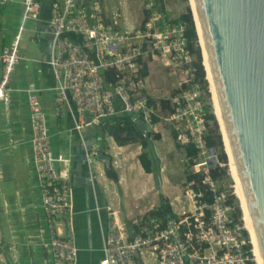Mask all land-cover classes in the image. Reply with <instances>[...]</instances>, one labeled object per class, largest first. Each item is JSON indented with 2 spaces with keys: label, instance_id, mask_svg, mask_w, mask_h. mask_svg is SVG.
<instances>
[{
  "label": "built area",
  "instance_id": "built-area-1",
  "mask_svg": "<svg viewBox=\"0 0 264 264\" xmlns=\"http://www.w3.org/2000/svg\"><path fill=\"white\" fill-rule=\"evenodd\" d=\"M45 1L50 5L47 28L53 30L48 64L57 82L55 114L63 117L65 107L72 101L79 114L90 116L88 123L76 126L84 146L83 129L116 117L117 102L122 105V113L137 115L153 128L158 115L145 93L147 82L142 76L143 60L150 56L181 76V92L173 98V112L166 120L177 132L179 145H194L198 150L187 161L191 173L202 177L204 190L197 191L198 180L187 181L183 195L186 201L172 203V212L164 221L154 217L135 219L132 238L114 217L100 264H258L251 236L246 234L241 220L234 218L233 195L222 190L211 175L214 157L206 141L207 102L196 78V60L188 48L185 25L170 23L157 0H147L146 16L139 27H126L120 12L107 14L101 0H0V6L20 2L24 21L40 22ZM23 30L12 37L0 54V102L6 105L10 101L11 81L27 60L21 52ZM107 73L112 80H106ZM27 90L33 160L53 264H77L73 232H62L58 226L61 215L72 213V160L54 156L40 90L35 83ZM98 156L99 150L93 147L88 154L91 166ZM215 159L219 163L218 154ZM105 164L111 167L109 160ZM91 181L95 182L93 176ZM12 252L17 261L20 251L13 247Z\"/></svg>",
  "mask_w": 264,
  "mask_h": 264
},
{
  "label": "crops",
  "instance_id": "crops-1",
  "mask_svg": "<svg viewBox=\"0 0 264 264\" xmlns=\"http://www.w3.org/2000/svg\"><path fill=\"white\" fill-rule=\"evenodd\" d=\"M130 0H101L107 14L120 12L126 27H139L143 24L146 12L141 7L133 15ZM44 18H50L49 1L44 3L39 36L45 32ZM49 20V19H48ZM28 21H24V9L20 2L7 7L0 6V54L3 47L15 34L22 33L21 48ZM47 34V33H46ZM32 38H28L27 41ZM45 40V39H44ZM26 42V41H25ZM26 46V45H25ZM43 53V52H42ZM27 58V55L22 52ZM28 58L17 69L10 84V101L6 105L0 102V264H53L50 251V233L46 226L42 208L41 191L37 169L34 164L31 139L33 132L30 121L28 87L35 83L40 90L39 96L47 113L48 127L51 136V147L55 157L69 155L74 160L76 141L80 140L76 126L88 123L90 116L79 114L75 105L70 102L64 109V116H56V87L53 68L41 60L37 62L35 76L27 72ZM148 76L145 93L154 97L155 110L159 122L154 124L152 133L160 137L151 139V149L155 157L147 173L143 168L140 155L144 152L139 143L120 146L117 139L105 136L98 138L82 134L86 141L96 139L104 142L105 159L99 156L93 160L90 174L95 183L91 187L89 199L84 188H72V213L61 215L58 226L62 232L74 234L79 249L78 264H100L103 258L105 238L109 226L116 217L126 229L129 237L135 236L133 221L149 218L150 212L156 210L164 197L171 205L177 201H186L183 197L185 184L190 168L183 166L187 160L186 147L177 142L174 127L162 122V113L172 108V102L162 99L170 96L180 87L181 76L174 74L161 60L146 56L143 60ZM3 65L0 61V80ZM118 103L121 118L122 105ZM167 108V109H166ZM103 136V135H102ZM99 150L100 145H94ZM123 156L124 168H112L118 180L112 178V172L105 160L116 163L119 155ZM115 159V160H114ZM73 166V162L71 163ZM159 178H158V176ZM159 179V181H158ZM72 180V179H71ZM90 216V217H88ZM90 219V220H89ZM20 251L16 261L12 248Z\"/></svg>",
  "mask_w": 264,
  "mask_h": 264
},
{
  "label": "water",
  "instance_id": "water-1",
  "mask_svg": "<svg viewBox=\"0 0 264 264\" xmlns=\"http://www.w3.org/2000/svg\"><path fill=\"white\" fill-rule=\"evenodd\" d=\"M192 1L194 22L199 39L203 38L212 88L225 130L226 153L229 159L232 156L264 264V0ZM52 32L46 22L42 61L47 65H50ZM203 66L208 80V68L204 63ZM129 116L141 133L152 131L142 118L132 113ZM97 144L99 157L105 159L104 142L92 139L86 141V146L81 140L74 144L77 156L75 163L72 160V188H84L88 199L92 184L97 185L87 176L92 168L88 154ZM209 153L214 157L210 168L219 167L215 159L217 150L211 148ZM78 255L79 249L77 264Z\"/></svg>",
  "mask_w": 264,
  "mask_h": 264
},
{
  "label": "trees",
  "instance_id": "trees-1",
  "mask_svg": "<svg viewBox=\"0 0 264 264\" xmlns=\"http://www.w3.org/2000/svg\"><path fill=\"white\" fill-rule=\"evenodd\" d=\"M157 3L160 7L161 13L167 19H169L168 14L166 12V6H165L164 1L163 0H157ZM170 23H172V24L183 23L185 25V27H186L185 36L188 40V48L196 60L195 61L196 78L201 85L205 84L206 83V71H205V68L203 66L202 51H201V47L199 44V37H198L196 25H195L191 10L188 9L187 18H182L180 20L170 21ZM142 76L144 78H146L148 76L145 65H144V68L142 71ZM105 78L107 81L112 80V76L110 73L105 74ZM150 105L155 108V103L151 99H150ZM205 110H206V114H207L206 115L207 121L209 123L210 122H216L217 119H216V116L214 114V108L210 102L207 103V105L205 106ZM157 122H159V118H158V116H155L153 123L156 124ZM99 127L103 128V131H104L103 136H102L103 139H105V136L108 134L109 136L116 138L117 144L120 146L139 143L144 150V152L140 155V158H139L141 161V164L147 173L153 172L151 169V166L153 164V158L155 157V154L153 153V149H151L150 145H151V139L153 137L155 139H157L160 137L159 135H154L152 133V131L147 132L146 134L141 133L138 130L135 121L133 120V118L131 116H129L128 113H124L121 118L116 116V117L112 118L111 120H103L100 123ZM209 127H210V124H208V131H209ZM175 136L177 138V133H175ZM206 141H207L208 147L209 148H215L217 150V153H218V149L223 147L222 141H220L219 138L216 139L211 134H207ZM186 152H187L188 157H194L198 154V150L195 148L194 145L186 146ZM226 163H227V156L224 152L221 151V156L219 157V165L220 166L211 170V175L217 183H218V180H219L221 173L227 172V170L225 168L226 166L224 167V165H226ZM109 172H112V175H111L112 178L117 181L118 177H117L116 173L113 172V169L110 167H109ZM157 176H158V174H157ZM158 178H159V176H158ZM201 178L202 177L200 175H193L192 173H190L188 175L189 181H192V180H198L199 181L200 188H197V191H203L204 190V187H202L201 182H200ZM158 181H159V179H158ZM221 189L225 190L222 187H221ZM231 203L235 204V208H236L234 218L237 221H240L241 220V218H240L241 211H240V209H237L234 197H232ZM171 212H172V207H171L170 203L164 197H161L160 206L156 210L150 212L149 216L152 218L154 217V218H157L159 220L164 221L166 219V217L168 216V214H170Z\"/></svg>",
  "mask_w": 264,
  "mask_h": 264
},
{
  "label": "rangeland",
  "instance_id": "rangeland-1",
  "mask_svg": "<svg viewBox=\"0 0 264 264\" xmlns=\"http://www.w3.org/2000/svg\"><path fill=\"white\" fill-rule=\"evenodd\" d=\"M131 2H126V3H131L132 6V13L133 15H135L137 13V9H138V13H139V8H143L145 10L146 4H147V0H130ZM166 6V12L168 14V17L170 21H175V20H180L182 18H187L188 15V9L191 10L192 13V3L191 0H163ZM193 15V14H192ZM142 18L145 19V17L143 16ZM144 21V20H143ZM141 26V25H140ZM39 29H40V23L39 22H28L27 24V29L26 32L24 33V41L22 43V46L24 44V48H21V52H24L27 55L28 61L26 63L27 65V72L32 75L35 76V73L38 69V65L37 62L41 60V54L43 52V47L46 44V40H44V38H40L39 36ZM32 38L31 40L27 41L28 38ZM26 41V42H25ZM199 44L201 47V51H202V56H203V63H206V59H204V47H203V41L202 39H199ZM26 45V46H25ZM168 68V67H167ZM180 76V75H179ZM202 88L204 90V94H205V101L207 103H211L213 105L214 108V112L216 113V106H215V97H214V93L212 91V86L210 84V81L207 80V76H206V83L202 85ZM181 86L174 91V93H172L170 96H162V99H170L171 102H173V98H175L176 96H178L181 92ZM149 98L154 101V97L151 95H148ZM118 105V103H116V106ZM118 109V106H117ZM167 109V108H166ZM173 112V103H172V108L170 110H168L165 113H162V122L164 123H168L169 122L166 120ZM217 115V114H216ZM217 121L216 122H210V127H209V131L208 134L213 135L216 139L219 138L220 141H222L223 147L218 149V156H221V151L224 152L227 156V163L226 165H224V167L226 168L227 172L226 173H221L219 180H218V185L219 187L224 188L226 191H228L230 194L233 195L235 202H236V206L237 209H240L241 211V222L242 224L245 226V232L246 234H248V236H250L249 231L246 229V225H245V213L242 207V201L239 195V190H238V183L236 181V179L233 177L232 175V164H230V159L226 153V146L224 143V137L222 134V130H221V125L220 122L218 120V118L216 117ZM103 128L102 127H92V128H88L86 130L85 135L87 134H93L94 136L98 137V138H102L103 135ZM65 158H69L68 154H65L64 156ZM115 160V159H114ZM116 163L113 164V162L111 161V167L110 168H117V169H122L124 168V160H123V156L122 154L119 155V158L115 160ZM183 166L187 169H189L190 165L188 163V161L185 159L184 163H182ZM178 204V201L177 203ZM149 216V215H147Z\"/></svg>",
  "mask_w": 264,
  "mask_h": 264
},
{
  "label": "bare ground",
  "instance_id": "bare-ground-1",
  "mask_svg": "<svg viewBox=\"0 0 264 264\" xmlns=\"http://www.w3.org/2000/svg\"><path fill=\"white\" fill-rule=\"evenodd\" d=\"M191 3H192V8H194L192 0H191ZM202 40H203V38H202ZM203 47H204V43H203ZM204 52H205V48H204ZM204 55H205L204 59H206L205 66H206V68H208L206 53ZM208 73H209V68H208ZM208 81H210V84L212 86L210 73L208 74ZM212 91H213V88H212ZM215 106H216L217 118H218V120L220 122L221 130H222V133H223V135L225 137V130H224L223 123H222V120H221V116H220V113H219V110H218L216 99H215ZM226 142H227V140H226ZM228 152L230 153L229 146H228ZM230 155H231V153H230ZM231 158H232V156H231ZM231 164H232V175H233V177L236 179V181L238 183V190H239L238 192H239V195H240V198H241V201H242V207H243V210H244V213H245V217H244L245 225H246V229L249 231V234H250L251 239H252V243H253V246H254L255 258H256V261H257L258 264H263L262 258H261V255H260V251H259V248H258V244H257V241H256V237H255V234H254V230H253V227H252V224H251V220H250V217H249V213H248V210H247V206H246V203H245V199H244V196H243V192H242V189H241V186H240V182H239V179H238V175H237V172H236V168H235V165H234L232 159H231Z\"/></svg>",
  "mask_w": 264,
  "mask_h": 264
}]
</instances>
